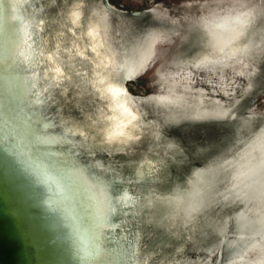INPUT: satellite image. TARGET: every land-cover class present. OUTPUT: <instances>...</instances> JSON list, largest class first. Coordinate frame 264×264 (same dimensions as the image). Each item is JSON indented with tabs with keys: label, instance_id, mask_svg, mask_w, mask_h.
<instances>
[{
	"label": "water",
	"instance_id": "water-1",
	"mask_svg": "<svg viewBox=\"0 0 264 264\" xmlns=\"http://www.w3.org/2000/svg\"><path fill=\"white\" fill-rule=\"evenodd\" d=\"M0 264H264V0H0Z\"/></svg>",
	"mask_w": 264,
	"mask_h": 264
},
{
	"label": "clouds",
	"instance_id": "clouds-1",
	"mask_svg": "<svg viewBox=\"0 0 264 264\" xmlns=\"http://www.w3.org/2000/svg\"><path fill=\"white\" fill-rule=\"evenodd\" d=\"M77 19H78V17H77ZM73 22L75 23V19ZM114 111L119 112L120 115H113V116L109 117V119L112 121L111 127L107 133L109 138L121 137V136H128L129 138H131V134L129 132H127V129L130 126V124L132 123V120L122 118L124 116V113L121 111L119 106H117L114 109Z\"/></svg>",
	"mask_w": 264,
	"mask_h": 264
}]
</instances>
